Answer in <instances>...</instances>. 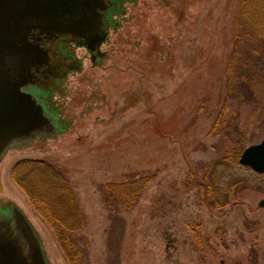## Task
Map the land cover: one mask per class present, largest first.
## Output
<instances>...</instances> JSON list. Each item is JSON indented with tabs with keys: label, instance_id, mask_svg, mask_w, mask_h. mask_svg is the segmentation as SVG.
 I'll use <instances>...</instances> for the list:
<instances>
[{
	"label": "rangeland",
	"instance_id": "obj_1",
	"mask_svg": "<svg viewBox=\"0 0 264 264\" xmlns=\"http://www.w3.org/2000/svg\"><path fill=\"white\" fill-rule=\"evenodd\" d=\"M111 1L118 6L107 13L101 57L55 45L75 64L33 89L56 133L4 153L0 212L19 209L47 264H69L14 182L21 161L47 163L63 173L86 220L74 235L88 243L81 264H264V175L232 160L264 140L263 91L250 100L240 84L243 95L230 88L239 101L226 98L247 26L259 43L250 47L264 53V0ZM145 176L152 180L136 206L118 208L120 235L100 188ZM209 179L224 192L223 207L208 203Z\"/></svg>",
	"mask_w": 264,
	"mask_h": 264
},
{
	"label": "water",
	"instance_id": "obj_2",
	"mask_svg": "<svg viewBox=\"0 0 264 264\" xmlns=\"http://www.w3.org/2000/svg\"><path fill=\"white\" fill-rule=\"evenodd\" d=\"M107 8L105 0H0V160L11 147L56 133L33 88L75 64L58 55L62 40L84 38L92 53L102 44ZM239 164L264 175V140L246 148ZM0 264H47L33 227L15 207L0 212Z\"/></svg>",
	"mask_w": 264,
	"mask_h": 264
},
{
	"label": "trees",
	"instance_id": "obj_3",
	"mask_svg": "<svg viewBox=\"0 0 264 264\" xmlns=\"http://www.w3.org/2000/svg\"><path fill=\"white\" fill-rule=\"evenodd\" d=\"M249 11L251 17L253 9H248L246 13L249 14ZM252 30L250 31L249 26H247L246 50L242 55L235 54L227 69L228 95L226 98L227 100L239 101L238 94L230 88L243 95L241 88L244 85L247 86L249 94L247 97L250 100H257V92L262 90L263 95L259 100L264 105V61L262 60L264 53L262 50L250 47L251 44H259L254 39V37L258 38L255 36L256 32L254 31L252 35ZM260 55H262L261 58ZM255 56L257 58L259 56L260 59H256ZM235 57H242V63H237L239 58L235 61ZM234 67H237L235 68L237 71L232 70ZM244 149L243 147L241 150ZM242 151L239 152L240 155ZM240 155H234L232 160L238 162ZM21 174H25L24 179L20 178ZM210 179L207 182V201L214 208L223 207L224 204L219 199L224 192ZM151 180L152 177L145 176L125 183H109L100 188L103 200L110 207L113 215L114 225L112 228L113 230L118 228L120 235L124 230V221L118 216V208H123L127 212L131 211ZM14 182L22 190L36 213L53 230L68 263L81 264L87 255L88 243L84 237H75L74 235L85 228L86 220L63 173L54 165L47 163L21 161L14 170ZM214 189L215 191H213ZM225 193L230 194L229 191Z\"/></svg>",
	"mask_w": 264,
	"mask_h": 264
},
{
	"label": "flooded vegetation",
	"instance_id": "obj_4",
	"mask_svg": "<svg viewBox=\"0 0 264 264\" xmlns=\"http://www.w3.org/2000/svg\"><path fill=\"white\" fill-rule=\"evenodd\" d=\"M108 2V10L106 11V13L105 14H111V15H113V13H114V10L116 9V7L118 6V3L117 2H114V1H109V0H107ZM104 14V15H105ZM107 18V17H106ZM102 21H104V16L102 17ZM83 40H84V42H85V44H87V41L83 38ZM83 40H82V42H83Z\"/></svg>",
	"mask_w": 264,
	"mask_h": 264
}]
</instances>
